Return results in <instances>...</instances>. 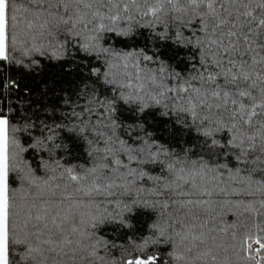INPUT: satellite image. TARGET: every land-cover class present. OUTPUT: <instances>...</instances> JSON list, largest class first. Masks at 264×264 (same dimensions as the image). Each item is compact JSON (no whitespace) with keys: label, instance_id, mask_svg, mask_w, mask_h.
I'll use <instances>...</instances> for the list:
<instances>
[{"label":"snow or ice","instance_id":"snow-or-ice-1","mask_svg":"<svg viewBox=\"0 0 264 264\" xmlns=\"http://www.w3.org/2000/svg\"><path fill=\"white\" fill-rule=\"evenodd\" d=\"M0 264H264V0H0Z\"/></svg>","mask_w":264,"mask_h":264}]
</instances>
